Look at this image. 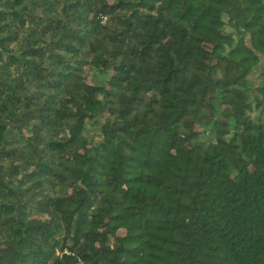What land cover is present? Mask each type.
<instances>
[{
	"label": "trees",
	"instance_id": "16d2710c",
	"mask_svg": "<svg viewBox=\"0 0 264 264\" xmlns=\"http://www.w3.org/2000/svg\"><path fill=\"white\" fill-rule=\"evenodd\" d=\"M0 264H264V0H0Z\"/></svg>",
	"mask_w": 264,
	"mask_h": 264
},
{
	"label": "rangeland",
	"instance_id": "374dc122",
	"mask_svg": "<svg viewBox=\"0 0 264 264\" xmlns=\"http://www.w3.org/2000/svg\"><path fill=\"white\" fill-rule=\"evenodd\" d=\"M89 77H90V79H91V80L93 79V75H92V73L90 74V76H89Z\"/></svg>",
	"mask_w": 264,
	"mask_h": 264
}]
</instances>
